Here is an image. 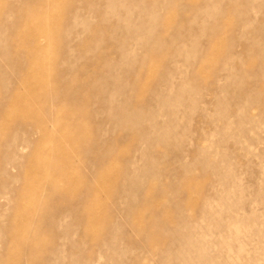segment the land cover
I'll list each match as a JSON object with an SVG mask.
<instances>
[{
    "label": "rangeland",
    "instance_id": "rangeland-1",
    "mask_svg": "<svg viewBox=\"0 0 264 264\" xmlns=\"http://www.w3.org/2000/svg\"><path fill=\"white\" fill-rule=\"evenodd\" d=\"M95 1L0 35V264H264V0Z\"/></svg>",
    "mask_w": 264,
    "mask_h": 264
},
{
    "label": "bare ground",
    "instance_id": "bare-ground-1",
    "mask_svg": "<svg viewBox=\"0 0 264 264\" xmlns=\"http://www.w3.org/2000/svg\"><path fill=\"white\" fill-rule=\"evenodd\" d=\"M110 1L112 2V0ZM52 2L53 0L49 2L46 0H0V35L5 34V31L7 30V28L9 29L10 27H14L16 25L17 27L12 37V43L13 42L15 43L14 41L15 39H20L24 43L31 42L29 44L30 47L28 51V54H29L28 57H31V59L33 60L39 56H42V55L45 56V53L47 52V47L39 43L40 38L43 36V34L42 32H40L38 25L43 20L41 10L43 8L47 9L51 5ZM97 3H98V0L92 3L86 2L82 7H84V9L95 8V14L98 16V18L104 19L105 12L103 11L101 5L97 6ZM70 25H71L70 29H73L76 27L77 24L75 25V23H71ZM123 42H125V40H123ZM107 50L110 52L111 48H107ZM71 56L73 57V54L70 51H68L64 55V57H66L67 59L69 57L71 58ZM102 59H104V57ZM44 70L45 68L41 67V71H44ZM17 95H19L18 91L15 93V97ZM2 97L4 98V100L0 103V118L6 119L8 115H11V112H8V111L3 112V109H2L3 105L5 104L4 101L8 99V93H6V90L2 92ZM57 111H58V114H61L63 110L57 109ZM77 119H78V124H80L79 126L80 128L78 127V130L70 133V139L72 140V146L69 149L68 148L62 149L61 153L64 156H68L70 153H73V150H75L77 146H79L80 144V140H81L80 138L86 137L91 133V130L87 123L88 121L86 120L85 117H83V114L80 116V118H77ZM2 128H3V125L0 126V131ZM9 164H13V163L9 162ZM64 190L65 189H62L61 191H64ZM5 196H6V192L0 191V227L7 225V226L12 227V229L20 232L22 229V225H20L21 220H18V224L20 226L16 224L15 222H10V218L8 221L2 220L3 216L5 215V212L3 211L5 203L1 199L4 198ZM84 196L87 199L90 196V190H86ZM73 197H74V192L72 193L70 198L66 196L64 198L66 199L67 202H70ZM60 201H63V200L62 199L58 200L59 205L56 207V210L52 214H49V212L44 209H46L47 207L50 208L51 205L54 204V202H49V200L47 199V200H44L40 205L38 204L37 210L39 211L38 212L39 218L36 224L37 226H40L41 228L44 229L45 225L48 222L50 221H52V223L60 222L64 219V217H67L70 215L74 217L77 222H81L84 219L85 216L79 210V208L73 205L66 206V204L65 206H61ZM79 204L81 205V202H79ZM74 205H77V204L74 203ZM31 224H33V221ZM51 231L53 232V230ZM29 242L36 243V244H42V245L45 244L44 239L38 236L30 239ZM12 243H15V245H19L24 242L22 239H17V240H14V242Z\"/></svg>",
    "mask_w": 264,
    "mask_h": 264
}]
</instances>
